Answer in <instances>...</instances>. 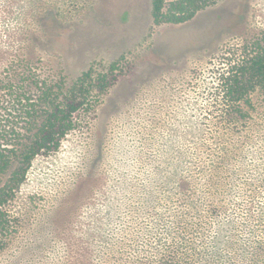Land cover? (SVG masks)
<instances>
[{
    "label": "rangeland",
    "instance_id": "obj_1",
    "mask_svg": "<svg viewBox=\"0 0 264 264\" xmlns=\"http://www.w3.org/2000/svg\"><path fill=\"white\" fill-rule=\"evenodd\" d=\"M262 32L264 0H216L186 23L159 25L151 0H0L1 77L38 57L68 80L92 61H119L101 102L75 114L58 150L33 160L0 264H126L138 240L176 233L181 185L189 189L196 156L207 160L224 123L220 75ZM252 100L238 159L222 183L209 180L207 199L222 211L203 227L206 248L195 235L191 264L264 258V91Z\"/></svg>",
    "mask_w": 264,
    "mask_h": 264
},
{
    "label": "trees",
    "instance_id": "obj_2",
    "mask_svg": "<svg viewBox=\"0 0 264 264\" xmlns=\"http://www.w3.org/2000/svg\"><path fill=\"white\" fill-rule=\"evenodd\" d=\"M215 3L216 0H151V16L157 25L183 24ZM239 49L220 75L224 103L220 117L224 123L216 125L217 135L207 146V160L196 156L198 174L193 181H183L190 183L189 189L181 185L182 212L177 232L172 233L167 222L160 223L158 226H165L169 236L157 232L138 240L126 264H191L192 255L198 254L200 247L195 235L201 237L202 247L206 248L203 227L209 223L211 213L218 216L222 211V203L207 199L209 180L211 185L222 183L225 164L231 155L238 159L239 138L254 107L253 94L264 91V32L246 40ZM32 62L35 66L27 65L23 73L0 76V255L18 232V221L10 206L33 160L43 152L58 150L63 138L76 127L75 114L93 110L118 79V60L92 61L71 80L58 69L43 70L41 57ZM216 246L219 247L217 243ZM261 247L264 250V244ZM259 262L264 264V258Z\"/></svg>",
    "mask_w": 264,
    "mask_h": 264
}]
</instances>
